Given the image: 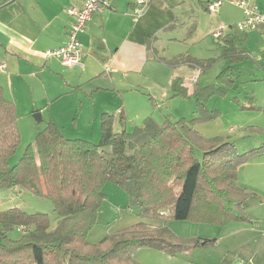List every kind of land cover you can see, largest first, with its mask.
I'll list each match as a JSON object with an SVG mask.
<instances>
[{
	"label": "trees",
	"instance_id": "1",
	"mask_svg": "<svg viewBox=\"0 0 264 264\" xmlns=\"http://www.w3.org/2000/svg\"><path fill=\"white\" fill-rule=\"evenodd\" d=\"M223 42L226 60L238 64L250 58L244 39L233 36ZM215 61L185 55L165 63L190 65L203 74ZM233 73L230 66L218 79L231 85ZM185 84L181 78L173 82L174 96L197 97L195 120L159 124L148 118L130 133L116 132L114 116L104 114L99 144L66 139L48 123L14 166L10 159L21 144L17 108L0 88V188H21L50 199L57 217L52 228L47 214H29L17 207L1 211L0 264H137L133 255L141 248L170 255L186 250L167 225L171 219L250 222L246 204L255 195L236 186L237 170L264 155V146L239 153L222 138L205 139L193 124L214 118L205 105L210 89L190 91ZM109 182L127 193L128 209L137 207L141 217L162 225L139 223L97 245L87 243ZM15 230L21 239L8 237ZM207 242L197 241L195 246Z\"/></svg>",
	"mask_w": 264,
	"mask_h": 264
},
{
	"label": "crops",
	"instance_id": "2",
	"mask_svg": "<svg viewBox=\"0 0 264 264\" xmlns=\"http://www.w3.org/2000/svg\"><path fill=\"white\" fill-rule=\"evenodd\" d=\"M80 1L0 0V88L16 104L21 136L22 124L34 127L33 137L41 132L33 118L37 112L66 139L88 142L101 138L104 114L114 116L116 132L130 133L148 118L159 124L197 119V110L190 119L178 104L181 97L174 96L173 82L181 78L192 91L200 87L202 73L165 61L185 55L216 58L225 44L212 33L240 22L243 12L229 2L211 14L209 0H150V6L137 13L132 0H109L111 7L96 13L78 37L84 66H65L45 52L68 43L73 19L67 9ZM250 1L264 13V0ZM233 36L245 40L250 59L258 63L252 71L264 76V28L246 34L229 31L224 38ZM237 177V187L263 198L264 155L241 166ZM1 207L0 212L9 210Z\"/></svg>",
	"mask_w": 264,
	"mask_h": 264
},
{
	"label": "rangeland",
	"instance_id": "3",
	"mask_svg": "<svg viewBox=\"0 0 264 264\" xmlns=\"http://www.w3.org/2000/svg\"><path fill=\"white\" fill-rule=\"evenodd\" d=\"M216 60L203 74L200 89H210L205 99L206 108L214 113L203 123L193 124L194 130L205 139L222 138L225 142L233 143L239 153L251 151L264 146V79L259 73H254L251 67L258 65L254 59L246 58L232 63L222 57V50L215 53ZM228 61V65H225ZM234 70L231 85L221 82L219 76L230 66ZM236 71V72H235ZM240 71V72H239ZM243 73V75H240ZM254 73V74H253ZM261 79H257V78ZM232 77V78H233ZM256 79V80H255ZM228 88V90H223ZM196 88V87H195ZM194 88V89H195ZM180 106L190 119L195 118L197 97L179 98ZM177 103V102H176ZM195 116V117H193ZM46 123L36 126L43 131ZM34 128V127H33ZM33 128L22 124L21 144L16 154L10 159V165H16L23 157L27 147L34 142ZM129 126L128 130H131ZM136 128V127H134ZM133 128V130H134ZM20 129V128H19ZM231 129H234L231 132ZM118 130V129H116ZM132 133V132H131ZM101 138L92 143L99 144ZM201 156V153H198ZM256 184L258 179L255 180ZM255 195L247 201L246 212L250 222L230 221L221 224L218 221H176L171 219L167 225L179 239L180 244L187 245L186 250L177 255L166 254L153 248L138 249L133 257L137 264H264V197ZM106 199L98 213L96 225L89 232L87 243L97 245L110 235L118 234L139 223L150 227L161 225L140 216V209H128L127 193L118 185L109 182L104 186ZM1 209L19 208L29 214L42 213L50 217L52 228L56 226L57 217L50 199L38 197L24 189H1ZM8 237L12 240L22 238L21 232H11ZM197 241H209L202 246H195Z\"/></svg>",
	"mask_w": 264,
	"mask_h": 264
},
{
	"label": "built area",
	"instance_id": "4",
	"mask_svg": "<svg viewBox=\"0 0 264 264\" xmlns=\"http://www.w3.org/2000/svg\"><path fill=\"white\" fill-rule=\"evenodd\" d=\"M137 13H142L150 6V0H132ZM226 2L231 3L243 12V19L233 26L222 25L212 33L216 41H222L229 31L246 34L264 28V13L251 4L250 0H209L207 10L216 14ZM111 7L109 0H81L79 3L67 9V14L73 19L68 32V43L61 48L47 50L45 55L48 59L55 58L65 66L83 67L82 45L79 35L84 33L92 22L96 13H102ZM0 72H4V66L0 64ZM195 82V80L193 81ZM19 231L23 232L24 228ZM243 264V263H242Z\"/></svg>",
	"mask_w": 264,
	"mask_h": 264
},
{
	"label": "water",
	"instance_id": "5",
	"mask_svg": "<svg viewBox=\"0 0 264 264\" xmlns=\"http://www.w3.org/2000/svg\"><path fill=\"white\" fill-rule=\"evenodd\" d=\"M33 118L38 122V123H42L43 122V118H42V114L40 112H37L33 115Z\"/></svg>",
	"mask_w": 264,
	"mask_h": 264
}]
</instances>
